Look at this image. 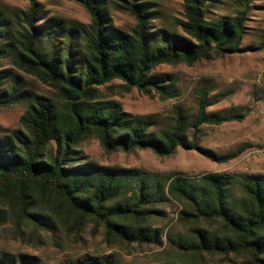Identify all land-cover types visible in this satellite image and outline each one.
I'll return each mask as SVG.
<instances>
[{
	"label": "trees",
	"instance_id": "obj_1",
	"mask_svg": "<svg viewBox=\"0 0 264 264\" xmlns=\"http://www.w3.org/2000/svg\"><path fill=\"white\" fill-rule=\"evenodd\" d=\"M88 13L87 25L64 24L44 15L39 0L10 19L0 11V59L51 88L47 101L21 92L11 80L0 108L23 102L18 127L0 132V227L10 224L16 238L41 244L57 233L79 236L101 230L109 245L160 249L157 264H199L207 257H243L264 264V175H166L158 171L105 168L87 163L80 145L95 138L104 152L150 150L159 157L177 148L203 152L199 128L236 120L207 112L202 88L192 119L179 109L167 129L156 130L152 116L132 115L100 88L120 81L161 101L181 92L174 77L153 72L160 65L193 66L211 53L234 55L264 50L243 47L249 6L233 15L208 17L210 0H181L180 33L155 25L151 0L119 5L134 20L129 32L111 24L104 0H74ZM247 1V0H246ZM236 157L237 155H232ZM224 161L226 158H221ZM174 206L176 226L163 240L158 227ZM0 264H121L115 254L66 256L51 263L40 256L0 251Z\"/></svg>",
	"mask_w": 264,
	"mask_h": 264
},
{
	"label": "rangeland",
	"instance_id": "obj_2",
	"mask_svg": "<svg viewBox=\"0 0 264 264\" xmlns=\"http://www.w3.org/2000/svg\"><path fill=\"white\" fill-rule=\"evenodd\" d=\"M124 0H104L110 7L111 24L115 29L129 32L134 25L133 18L119 5ZM158 12L155 25L180 33L178 21L183 19L181 0H151ZM44 15L64 24L87 25L90 21L86 10L74 0H39ZM249 6L246 26L249 28L243 47H258L264 38V0H210V18L233 15ZM29 8V0H0V11L10 19ZM156 73L171 74L180 89L176 99L161 101L155 96H147L137 90L126 92L120 81H113L100 88L102 97L116 101L124 112L132 115L152 116L154 129H167L179 109L181 114L192 119L197 110L198 94L205 88L209 101H218L207 112L220 115H237L236 120L219 125L204 124L199 128L198 145L210 151L214 158L203 152L177 148L168 157H159L150 150L115 152L107 154L95 138L85 139L80 150L87 163L105 168L137 169L158 171L166 175L196 177L203 174H245L264 175V50H253L234 55L219 56L211 53L193 66L185 64L160 65ZM0 75L4 77L3 89L11 80L18 82L21 92L30 97L47 101L54 99V92L35 77L16 69L10 59H0ZM24 110V103H15L0 108V132H8L18 127V120ZM232 155H237L232 158ZM221 158H226L223 162ZM167 219L158 225L163 229V240L169 229L176 226L177 210L166 208ZM41 244H28L16 238L10 224L0 227V251L24 253L40 256L55 263L69 256L78 258L85 254H115L121 264H157L161 251L168 249H148L138 246L109 245L101 230L86 227L79 236L57 233L54 238L44 236ZM199 264H247L243 257H207Z\"/></svg>",
	"mask_w": 264,
	"mask_h": 264
}]
</instances>
